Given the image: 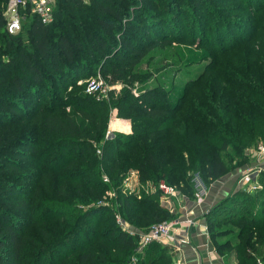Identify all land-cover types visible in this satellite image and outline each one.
<instances>
[{
    "label": "trees",
    "instance_id": "1",
    "mask_svg": "<svg viewBox=\"0 0 264 264\" xmlns=\"http://www.w3.org/2000/svg\"><path fill=\"white\" fill-rule=\"evenodd\" d=\"M6 1L0 0V264H170L168 247L156 240L130 261L137 232L176 214L159 206L157 192L123 193L122 178L135 169L141 185L180 182L176 193L190 198L195 190L181 176L184 161L206 185L246 163L244 150L264 138V62L254 59L231 75L221 66L258 39L264 59V0H53L49 22L27 5L14 34L5 29ZM231 9L240 15H229ZM195 40V48L214 51L201 55L207 63L199 75L171 97L158 77L170 73L173 84L180 68H149L148 61L156 49ZM97 69L109 83L125 85L109 103L116 116L130 118V133L101 140L108 105L77 84ZM157 74L155 85L131 91ZM258 177L264 182V173ZM106 190L114 192L109 205L97 204ZM116 212L138 231H123ZM203 220L224 264H255V254L264 262V183L217 201ZM28 226L39 230V241Z\"/></svg>",
    "mask_w": 264,
    "mask_h": 264
},
{
    "label": "rangeland",
    "instance_id": "2",
    "mask_svg": "<svg viewBox=\"0 0 264 264\" xmlns=\"http://www.w3.org/2000/svg\"><path fill=\"white\" fill-rule=\"evenodd\" d=\"M217 5H219V4H217ZM223 5H230V3L228 1H224ZM3 13H4V8H3L2 14ZM246 13H247V9H246ZM228 14L233 16V17H235L237 15H240V13L237 12V11H234V9L229 10ZM260 43H261V39H258L257 42L254 43V45L246 46V44H244L242 47L237 48L236 50H234V53L232 55H230V56H233L234 59H229V58L225 59L224 63L221 66V68L223 69L222 72L224 73L225 72L224 70L228 69L229 72L226 71L225 73L227 75H231L230 74L231 70H233V68H235V67H238V68L244 70V63H250L251 64L254 59H256V61L261 59V61L264 62V59H262L263 56H262L261 49H259V46H258V48H256V46H255L256 44L260 45ZM254 46H255V48L252 51H250ZM195 47H196V40H195V42L193 41V43L188 44V45H183V44H181L179 46H173L172 45V46L165 47V48H162V49H156L153 52V56L148 61L149 62V68H153V67L155 68V67L161 65V63H164V64L165 63H170L171 67H174L175 69L176 68H180V70L178 72L174 71L176 73V75L173 76V77H175L174 83L168 85V83L172 79L169 76L170 73L168 75H165L166 77H161V78L158 77V74H157V75H153L151 77H148V79L146 81H144V82H140V83L139 82H134L132 87H131V91L134 92V91H138L139 89L144 88V87H151V86L155 85L156 83H158L159 81H162L163 82L162 84L165 86V88L170 86L169 88H170V96L171 97H175V96L180 95L182 89H184L185 83L188 80H191L195 76L199 75V72L201 71L202 66L207 63L205 58L201 59V55L204 52L211 53V52L214 51V50L210 51L208 48H205V47L204 48H195ZM193 48H195V49H193ZM170 66H165L164 70L167 69L169 71V67ZM97 73H98V76H99L100 80L109 88V91L103 97H101L100 95H96V94H88V95H90V97L95 102L96 101L97 102H101L102 101L103 104L108 105L107 121H106L105 130H104V133H103V136H102L101 140L109 139V138L112 137V135L114 133H117V132H119V133H130L131 132V120H130V118L116 116L115 109L113 107H111V104L109 103L110 96H112V95L116 96L119 93V91L123 87H125V85L123 83H120V82H116V83H113V84L109 83V80H108L109 78L107 77V75L101 74V72L97 69V70H95V73L93 75L85 78L82 81L81 80L78 81L77 84H80V83L84 84V86H83V92H84V87H85L86 80L96 77ZM156 77H158L159 81L156 80ZM212 81H210V82L208 81L209 83L205 82V86H204L205 92L208 89L209 84ZM85 94H87V93H85ZM202 95H203L202 91H200L198 96L202 97ZM202 98H200V99H202ZM67 110H68V107L65 108V111H67ZM113 121H118L120 123L119 124L120 126H117L115 124L114 126L111 127L110 123L113 122ZM124 131H126V132H124ZM187 137H190V136L187 135ZM262 139H264V138L263 137L261 139L258 138V142L254 146L248 147V148H246L244 150L245 151L244 152L245 155L246 156L248 155V159H247L246 163L234 167L228 173L224 174L222 177H219V178L209 182L207 185L205 184V182H203L200 179V175L198 174V172H196L194 169H192L193 167L187 161H184V163L182 164L183 167L181 166V168H180L181 176H182V178L187 180L186 183L189 184L191 186V189H194L195 191H194V195L192 197H190V198H184V196L179 195V194L176 193L177 195L175 197L176 198L175 200L177 201V204L183 206V203L185 202V200H193V201H195L196 200L195 198H197L201 194H203L205 189H220L221 187H223V184H224L223 181L224 180L228 181L231 177L234 178L236 176L235 172H237L239 169L243 168L248 163L249 159H252L250 153H251V151L253 150V148L257 144H260V143L264 142V140H262ZM98 150H99V148L96 147V152H95L96 155L99 154V153H97ZM185 158H186V156L184 155V159ZM189 165L192 168H190ZM33 169L35 171H37V169H35V168H33ZM238 177H239V175H238ZM50 183L54 187L55 183L52 182L51 179H50ZM263 183L264 182L260 179V182H259L260 186H262ZM159 184H164L166 187L174 189V190L175 189H179V187H183V186H181L182 184L180 182L169 183V181H166L163 178L157 180V182H155V183H153L151 181H145L144 185H141L140 182H138V180H137V171L135 169H128V171H126V173L124 174V177L122 178V189H123L122 192L123 193H130L129 191H132V190L137 192V191H139L141 189H143L145 192H148V193H156L157 192L158 193L157 199H158L159 206L163 207L164 209H166V211L169 212V210L172 209V208H170L168 206H165V205H163L161 203L163 198L161 197L160 192L158 190L159 189L158 188ZM234 188L235 187H232V188L225 187V188H222V189H234ZM246 188L247 187H245L244 189H246ZM175 191H177V190H175ZM106 192H110V194H111L109 197H105V199H104V200H106L107 205H109L110 198L113 197L114 192L112 190L111 191L110 190H106ZM233 192H235V191H233ZM233 192H230L226 197L231 195ZM224 198H222V199H224ZM93 203L94 202H86V203L78 204V202H75L74 205L78 206L80 208H86V207H89L90 205H92ZM176 207L177 206H176V203H175L173 209L176 208ZM174 212H175V210H173L172 213H174ZM175 214L177 216V213H175ZM115 215H118L120 221L123 223V225H124V230L123 231L131 232V234H134V232L136 233L138 231V230L133 229V227H131L127 222H124L117 212L115 213ZM174 219L177 220L176 217ZM160 222H168V220H162V221H159L157 223H160ZM221 227H224V226H221ZM28 231H29L30 237L31 236L34 237L35 239H37V241H39V239H41L40 238L41 236H40V233H39L38 229H36V228L33 229L32 226L31 227L28 226ZM140 232H142V231H138L137 234H139ZM53 233L50 232V235H53ZM46 239H48V241L51 240V238H46ZM163 241H165V239ZM163 241H159V242L161 244H163ZM136 245H135V248H134L133 252H131V254L129 255V259H130L131 262L135 260V257L137 258L138 254L140 256L141 253H142L141 252L142 250H140V249L138 250V247ZM169 251H170L171 258H172V260H170V264H174L178 260H175L173 258L172 252H171L170 249H169ZM152 255H150V256H152ZM254 258H255V264H264V262L260 258L259 254H255ZM227 261H228L227 264H231L230 260H227ZM157 264H165V262L163 261V262L157 263ZM179 264H183V263L179 262Z\"/></svg>",
    "mask_w": 264,
    "mask_h": 264
},
{
    "label": "crops",
    "instance_id": "3",
    "mask_svg": "<svg viewBox=\"0 0 264 264\" xmlns=\"http://www.w3.org/2000/svg\"><path fill=\"white\" fill-rule=\"evenodd\" d=\"M126 132V131H124ZM248 163L239 169L235 177L228 181H223V187L220 189H205L203 194L195 198L196 200H185L182 205H176L174 208L177 213V224L174 225L171 235L163 244L168 246L175 260L183 264H224L221 258L213 249L209 238L204 229L205 224L203 215L217 201L226 197L230 192L237 190H246L245 187L249 181L256 178L254 170L255 161L251 157ZM261 173H264V162L260 164ZM243 175H247L243 177ZM225 187H235L234 189H222ZM186 220L193 223L189 225ZM232 264V261H231Z\"/></svg>",
    "mask_w": 264,
    "mask_h": 264
},
{
    "label": "built area",
    "instance_id": "4",
    "mask_svg": "<svg viewBox=\"0 0 264 264\" xmlns=\"http://www.w3.org/2000/svg\"><path fill=\"white\" fill-rule=\"evenodd\" d=\"M53 4V0H7L4 6V13L3 17L5 19V29L7 33L14 34L20 28V21L23 16V10L28 5L29 13L34 14L38 17L41 23H47L51 19V7ZM22 15V16H21ZM109 91V88L100 80L98 73L96 77L90 78L86 80L84 93L87 94H96L100 95L101 97L105 96V94ZM98 153V151H97ZM251 157H254L255 165L254 170L256 172V178L254 180L249 181L247 188L245 191L253 192L256 189L260 188V184L258 182V175L261 173L260 164L264 162V142L257 144L250 153ZM243 177L247 178V175H243ZM102 182H107V178L102 176ZM158 190L160 192L161 197L163 198L161 203L165 206H168L172 209L169 210L170 213L173 212V207L177 201L176 198V191L174 189L166 187L164 184L158 185ZM111 194L110 192H106V197H109ZM105 197L102 200L98 201L97 204L105 205L106 201H104ZM115 223L124 230V225L120 221L118 215H114ZM189 225L193 223L191 220H186ZM177 224V220L172 219L168 222H160L154 223L149 226V228L144 231L140 232L138 235V243L137 247L138 250L142 249V247L151 240L156 241H165L168 240V237L171 235L173 231L174 225ZM205 229V227H204ZM131 234V232H129ZM164 242V241H163ZM137 250V251H138ZM174 264H179L176 261Z\"/></svg>",
    "mask_w": 264,
    "mask_h": 264
}]
</instances>
